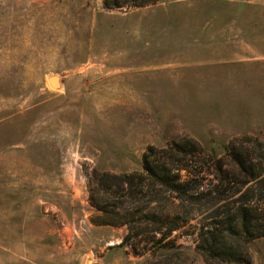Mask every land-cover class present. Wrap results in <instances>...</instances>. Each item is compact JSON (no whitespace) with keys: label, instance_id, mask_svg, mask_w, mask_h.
Listing matches in <instances>:
<instances>
[{"label":"rangeland","instance_id":"1","mask_svg":"<svg viewBox=\"0 0 264 264\" xmlns=\"http://www.w3.org/2000/svg\"><path fill=\"white\" fill-rule=\"evenodd\" d=\"M263 154L264 0H0V264H264V236L248 261L198 246L237 205L264 214ZM146 161L188 194L91 203L94 170Z\"/></svg>","mask_w":264,"mask_h":264},{"label":"trees","instance_id":"2","mask_svg":"<svg viewBox=\"0 0 264 264\" xmlns=\"http://www.w3.org/2000/svg\"><path fill=\"white\" fill-rule=\"evenodd\" d=\"M158 0H103L104 6L106 8H119L127 4L133 6H144L147 4H153ZM264 160V154H263ZM144 169L141 172L132 173H122V174H109L101 173L94 170L92 174V181L94 188L91 191V203L95 205L102 213L109 214L113 210L109 209V206L103 203L98 197H96L95 192L103 193L114 192L120 194V196L131 197L130 202L137 200V194L144 188L145 180L149 179L154 185L161 186L165 189L178 191L183 194H188L189 188L186 186L187 182L182 181V176L180 174H172L171 168L159 167L148 164L146 161ZM242 163V162H240ZM244 164V163H243ZM261 164H263L261 162ZM264 174L263 172H256L252 174L248 180H260V183H264V177L260 179V176ZM260 199L264 205V185L261 190ZM196 199L195 197H191ZM125 199L120 201V204H124ZM263 209L254 205H244L240 204L235 207V210H227L226 217L221 221L219 227H217V232H212L209 241L210 245L203 247L200 245L199 250L203 254L209 253L214 259L218 260H234V261H248L249 253L246 245L251 238L264 236V214ZM118 214L119 212L116 211ZM161 215H165L162 211ZM160 223L156 228L160 229L164 225V220L158 218ZM103 223H113L116 221H110V219H105ZM128 222V221H125ZM130 229L134 228L131 225L129 219ZM157 229V230H158ZM238 245V246H235ZM240 245V246H239ZM237 247V248H236Z\"/></svg>","mask_w":264,"mask_h":264},{"label":"bare ground","instance_id":"3","mask_svg":"<svg viewBox=\"0 0 264 264\" xmlns=\"http://www.w3.org/2000/svg\"><path fill=\"white\" fill-rule=\"evenodd\" d=\"M51 83H52L53 85H57V84H58V80H57V78H55V77L51 78Z\"/></svg>","mask_w":264,"mask_h":264},{"label":"water","instance_id":"4","mask_svg":"<svg viewBox=\"0 0 264 264\" xmlns=\"http://www.w3.org/2000/svg\"><path fill=\"white\" fill-rule=\"evenodd\" d=\"M91 264H100V263H98V262H94V263H91Z\"/></svg>","mask_w":264,"mask_h":264}]
</instances>
